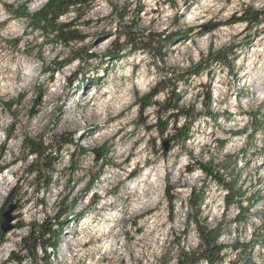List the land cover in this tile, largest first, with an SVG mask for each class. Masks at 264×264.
I'll return each instance as SVG.
<instances>
[{"label":"rangeland","instance_id":"374dc122","mask_svg":"<svg viewBox=\"0 0 264 264\" xmlns=\"http://www.w3.org/2000/svg\"><path fill=\"white\" fill-rule=\"evenodd\" d=\"M47 2L0 0V175L9 173L0 200V264H176L199 245L191 217L218 233L222 264H247L240 258L249 253L260 264L254 238L264 219V18L257 26L238 19L244 10L264 12V0H97L58 18L84 37L68 48L33 26L31 16ZM127 39L140 50L116 52ZM209 52L221 61L207 67ZM18 63L34 75L19 69L13 79ZM195 69L203 72L188 77ZM159 82L169 105L197 115L184 143L172 139L168 114L146 129L156 122L155 108L140 109ZM166 98L159 93L153 101ZM24 138L45 148L39 157H26ZM65 139L72 145L58 151ZM191 189L202 203L197 215ZM10 205L5 233L2 214ZM37 235L30 245L46 250L30 253L23 241Z\"/></svg>","mask_w":264,"mask_h":264},{"label":"trees","instance_id":"16d2710c","mask_svg":"<svg viewBox=\"0 0 264 264\" xmlns=\"http://www.w3.org/2000/svg\"><path fill=\"white\" fill-rule=\"evenodd\" d=\"M97 0H48L45 6H43L38 13H36L34 16H31V20L34 22L35 30L37 29H45L44 31L50 32V34L53 35V38L56 39V41L60 42L63 46L69 47L71 43H80L84 40V37L79 34V31L76 29V25L74 23H57V20L60 16L65 15L69 13L70 11L72 12H78L79 10H86L90 8ZM29 14H26L24 18H29ZM264 18V12H258V11H253L250 13H247L246 10L243 11L242 17L238 19V21L244 22L247 26H252V25H259ZM18 44V42L16 43ZM129 47V51H136L140 50V48L136 47L132 42H130L129 39L125 42L123 46H120L116 52L120 53L123 51L124 48ZM219 54L209 52L208 53V58H210V63L207 65L209 67L210 64L216 63L221 61ZM107 58H115V55L107 56ZM75 58H71L68 62L74 61ZM201 72H203V69H195L194 71H190L188 73V77L191 76H198ZM45 73H49V75H53L54 71H46ZM159 82L157 86L149 93L147 94L144 99H146L148 102L144 103L141 106L140 113L142 114L143 111L149 107L150 105H153L155 108V118L156 122L152 126H147L146 129L150 130L154 127H157V125L162 123V119L164 118L163 115L168 114V116L165 118V120L170 121L172 124V131L173 135L171 136L172 139H177L179 142L184 143L185 141L189 140V129H188V124L187 122L190 120H194L197 115H195V111L193 109L187 108H181L177 106L176 104H168V101L170 99V96L168 95V89L162 86V83ZM159 93H164L167 95V98L165 99V102L163 103H158L154 102L153 99L157 97ZM171 95L174 96V98H178V96H175L174 92L171 93ZM169 98V99H168ZM211 104V96L210 93L207 94L206 97V102H205V107L208 109V106ZM14 103L8 102L4 106L10 109ZM182 118L183 123L179 127H177V121ZM163 129L162 132L165 131L167 123L163 124ZM14 132L13 131L10 134H7L5 139H9L10 135ZM24 141H28L26 138H24ZM73 141L72 139H65L61 141V143L58 146V151H61L63 147L67 145H72ZM44 147L36 143L34 141L29 140L27 142V148H26V157L29 156H35L39 157L41 153L44 151ZM2 151V150H1ZM188 167V165H187ZM205 174L207 178H214L217 180L216 174L213 172L212 168L208 167L207 165H201L199 164L198 166ZM192 169H188L187 171H192ZM5 170V166L2 165V162H0V173ZM234 184V183H233ZM174 188H169V190L166 192V198L167 202L169 205H171L175 198L173 194ZM238 193V192H236ZM235 194L233 188H227V195L233 196ZM254 199L252 198L251 201L254 202ZM189 208L191 209V212L195 213V215L199 214L201 211V200L198 199V196L196 194L195 189H191L190 191V196H189ZM12 207L10 205L8 208ZM173 208L171 207V213H172ZM191 223L194 225L195 231L197 233V237L199 240V245L198 248L190 253L187 252H181L178 258H176V264H199L200 262L204 261L206 264H222L225 260V257L222 253V250L224 249V246L218 244V233L208 229L205 225H201L200 221L198 220L197 217L189 220ZM262 225L264 227V219L262 221ZM263 227L261 228L260 232H258L255 236L254 239L260 241L259 242V247L263 251L262 254H259L258 256V262L260 264H264V230ZM51 233V230L48 231H42V237H49ZM39 234V233H38ZM38 235L37 236H30V241L29 245H27V241L24 240V248L25 250H28L30 253H34L37 248L40 247L41 251L46 250V246L42 245H30V243H33L38 240ZM249 248L251 249V245H239L234 246L233 248L238 250L242 248ZM10 256V255H9ZM12 260H14L16 263H22L23 260L18 257V256H10ZM241 261L246 262L248 261L247 264H256L252 263L250 253L245 256L240 258Z\"/></svg>","mask_w":264,"mask_h":264},{"label":"bare ground","instance_id":"6f19581e","mask_svg":"<svg viewBox=\"0 0 264 264\" xmlns=\"http://www.w3.org/2000/svg\"><path fill=\"white\" fill-rule=\"evenodd\" d=\"M6 66V65H5ZM12 73H13V75L11 76L13 79L14 78H16V76H17V72H18V70L20 69V71L24 74V76L25 77H29L30 75L32 76V75H34V74H32V67H30L29 65H27V66H24L22 63H18V64H15V65H13L12 66ZM3 70H4V68H3ZM250 81L252 82V79H250ZM57 96V94H53V96L51 97V100L53 101L54 100V98ZM73 96V95H72ZM86 106V105H85ZM68 109V108H67ZM67 109L65 110V111H67ZM159 172V169H157L156 171H151V172H149L148 174H142L141 176H139L138 178H137V180L136 181H134L133 183H132V185L131 186H133L134 188L135 187H139V186H142V183L144 182V181H146V180H148V179H150L151 177H154L156 174V172ZM8 175H9V173H8ZM8 175H4V174H2V175H0V200H1V195H2V189L5 187V186H7L8 184H9V177H8ZM146 175H147V177H146ZM139 190H140V188H139ZM8 235L9 236H11L12 234H11V232H9L8 233ZM73 243H71V245H72ZM70 245V244H69ZM75 245V244H74ZM69 249H67V251H68ZM5 252V249H2V250H0V260H1V257H2V254ZM68 257V253L67 254H65V258H67Z\"/></svg>","mask_w":264,"mask_h":264},{"label":"water","instance_id":"95a60500","mask_svg":"<svg viewBox=\"0 0 264 264\" xmlns=\"http://www.w3.org/2000/svg\"><path fill=\"white\" fill-rule=\"evenodd\" d=\"M12 210L13 207H10L6 212L2 214L1 229L5 233L12 229V227L9 225L12 221V218L10 217Z\"/></svg>","mask_w":264,"mask_h":264}]
</instances>
